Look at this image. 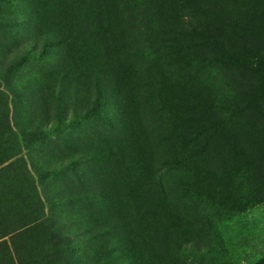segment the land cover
Instances as JSON below:
<instances>
[{
	"label": "rangeland",
	"instance_id": "374dc122",
	"mask_svg": "<svg viewBox=\"0 0 264 264\" xmlns=\"http://www.w3.org/2000/svg\"><path fill=\"white\" fill-rule=\"evenodd\" d=\"M132 2L0 0V264H103V252L136 264L144 229L124 225L122 250L87 230L102 233V213L119 202L151 226L147 242L161 235L148 264H264V77L202 67L197 51L143 53ZM160 9L220 22L230 49L244 34L264 46V0ZM96 74L116 94L108 112ZM102 200L107 208L92 205Z\"/></svg>",
	"mask_w": 264,
	"mask_h": 264
},
{
	"label": "trees",
	"instance_id": "16d2710c",
	"mask_svg": "<svg viewBox=\"0 0 264 264\" xmlns=\"http://www.w3.org/2000/svg\"><path fill=\"white\" fill-rule=\"evenodd\" d=\"M131 7L136 12L133 18L141 19L142 21L138 22L141 30L138 31L139 36L137 39H134V44L140 45L143 53H155L162 59L170 60L173 55L180 53L182 56L188 57L194 55L195 51H197L199 55L195 54L197 57L195 56L194 63L202 67L230 68L240 73L258 74L259 78L264 77V46L260 47L259 44L255 43L252 35H242L239 38L241 49L234 50L228 46L227 38L219 36V32L215 30L223 28L220 22L198 26L191 21L172 20L169 18L168 13L161 16L162 14H159V10H161L160 0H133ZM199 51H205V53L201 54ZM96 80L99 95L98 102L100 105L99 113L108 112L112 110V102L113 99H116V94L109 93L106 80L101 79L99 74H96ZM109 90H112L111 84ZM97 112L98 110L95 106L91 113L97 114ZM138 181L139 177L137 178ZM140 189L142 188L140 187L138 190ZM63 202L58 198H52L48 204L58 208ZM69 204L83 207L81 199L70 200ZM92 205L97 208L108 207L107 202L104 200ZM135 206L137 207V204ZM111 213H102L104 219L102 221L103 232L99 235L94 234L92 228H87L88 233H91V238L94 241H98L100 235H103L106 239H113V247L115 249L122 250V239L126 238V235L123 234L124 225H127L131 231L139 228L144 230L151 229V226L144 221V218L140 214H138L139 218L134 220L133 211L127 207V204H123V202H119L117 213H114V216H111ZM121 215L124 217L123 221L119 220V216ZM152 216L155 219L156 230L160 231L162 223L159 220L158 213H154ZM67 221L66 217L57 215L54 223L67 226ZM144 230H141L139 237L138 231L133 233L134 239L138 237L136 264H148L147 261L153 258L150 252H148V242L155 240L163 249L160 233L157 231L156 237L150 238L147 242ZM62 235L63 233L57 235V237ZM181 247L182 243L177 242V249L179 250ZM103 254L106 255V260L103 264H111L112 260L107 258V252H103ZM102 259L99 258L96 264H101ZM120 259H123V257H117L116 261Z\"/></svg>",
	"mask_w": 264,
	"mask_h": 264
}]
</instances>
